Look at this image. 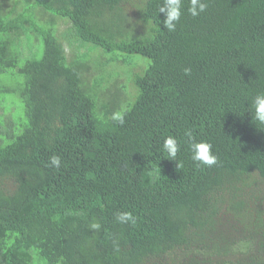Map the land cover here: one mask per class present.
<instances>
[{"label":"trees","instance_id":"trees-1","mask_svg":"<svg viewBox=\"0 0 264 264\" xmlns=\"http://www.w3.org/2000/svg\"><path fill=\"white\" fill-rule=\"evenodd\" d=\"M24 2L4 14L0 1V264H264V125L251 109L264 0H206L197 17L184 0L172 32L163 0ZM53 18L70 23L59 36ZM29 39L42 47L24 54ZM102 54L126 65L124 85L98 69ZM189 130L216 165L191 160ZM126 211L134 225L116 221Z\"/></svg>","mask_w":264,"mask_h":264},{"label":"clouds","instance_id":"clouds-1","mask_svg":"<svg viewBox=\"0 0 264 264\" xmlns=\"http://www.w3.org/2000/svg\"><path fill=\"white\" fill-rule=\"evenodd\" d=\"M208 4L206 0H190L187 12L197 17L201 13L205 12ZM159 13L164 14L162 21L163 28L169 32L175 31L177 24L180 22L182 15L184 14V0H163L162 5L159 7ZM185 74L190 73V69H184ZM252 118L259 124L264 125V91L258 92L251 101ZM126 110L122 109L112 114L111 120L117 122L120 125L125 123ZM185 136L189 140V151L191 153V160L197 167L207 166L212 167L218 163V156L213 151V145L205 140L197 141L192 132L186 131ZM181 142L177 137L169 135L164 139L162 148L167 154L169 160L176 161L177 167H182V164L177 162V155L181 151ZM50 166L59 168L61 166V157L53 155L50 157ZM117 222L130 223L134 225L136 219L131 212H120L115 216ZM90 227L95 230H99L101 225L98 222L91 223Z\"/></svg>","mask_w":264,"mask_h":264},{"label":"rangeland","instance_id":"rangeland-1","mask_svg":"<svg viewBox=\"0 0 264 264\" xmlns=\"http://www.w3.org/2000/svg\"><path fill=\"white\" fill-rule=\"evenodd\" d=\"M1 1V0H0ZM5 1V4L2 6V12L4 14L6 13H9V12H14V13H17L19 11H21L23 8H25V2L24 0H4ZM26 1H34V0H26ZM131 9V11H134V9L132 7H129ZM38 10L35 11L36 15H37V19L35 17V15L32 13L33 15V19L35 21V25L37 26V28H40L41 27V23H44L45 20H50L49 16L44 14L43 13H39L40 9L37 8ZM54 19V22H55V31L56 33L58 34V36L63 32V31H66L68 28H69V21L66 20L65 18L64 19H60V18H53ZM42 21V22H40ZM27 37L24 36L21 43L26 41L24 39H26ZM20 43V48L22 49V52L25 54L27 52H30L32 50H34L36 47H42L41 46V42L37 41L36 39H29L26 43H24V46H22ZM66 46L67 43H65ZM70 49V48H69ZM107 57L104 56L102 54L101 58L99 57V62L98 64H101V66H104V68H100L98 67V69H100V71H103L104 74H111V73H114L113 74V77L114 78H117V79H114V78H110L109 81L112 83V82H120V84H123L127 82L126 78H125V74L124 72L128 71V68L126 67V65H123L121 62H109V63H106L107 61ZM146 62V60H145ZM135 71L136 72H139L140 71V68L136 66L135 68ZM126 91L132 95L134 93V89L132 87L131 84H128V87L126 86ZM120 97V99L123 97V96H118ZM15 111H18V106L15 105ZM260 186H264V183H261Z\"/></svg>","mask_w":264,"mask_h":264}]
</instances>
